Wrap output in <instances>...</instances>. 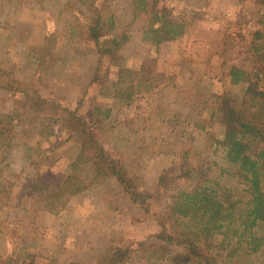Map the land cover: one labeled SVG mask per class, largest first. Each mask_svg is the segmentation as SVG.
<instances>
[{"label":"rangeland","instance_id":"1","mask_svg":"<svg viewBox=\"0 0 264 264\" xmlns=\"http://www.w3.org/2000/svg\"><path fill=\"white\" fill-rule=\"evenodd\" d=\"M175 1L167 6L164 0H0V118L8 114L14 125L6 189L0 192V264H98L109 244H163L155 236L175 229L168 216L170 195L188 184L177 178L183 152L220 185L242 194L216 141L223 137L222 107L242 105L247 85L231 83V67L250 72L263 93L264 68L251 40L264 31V0ZM155 13L184 29L206 15L231 28L210 40L214 60L210 64L206 57L208 71L174 72L175 63L166 67L158 59L160 46L144 38L158 25L150 23ZM94 20L100 41L127 37L113 56H101L87 38L83 26ZM142 55L154 88L145 94L135 88L128 104L115 96L126 87L116 83L117 72L137 66ZM131 70L135 81L140 70ZM174 81L180 85L177 95L168 87ZM64 108L85 120L104 154L95 146L83 148L76 133L58 129L54 119L66 114ZM110 160L130 177L134 196L107 174ZM221 168L226 172L220 174ZM69 175L77 191L56 199ZM170 247L172 254L159 264L187 253ZM217 250V264H264V247L232 257L229 246ZM186 264L199 263L191 257Z\"/></svg>","mask_w":264,"mask_h":264},{"label":"trees","instance_id":"2","mask_svg":"<svg viewBox=\"0 0 264 264\" xmlns=\"http://www.w3.org/2000/svg\"><path fill=\"white\" fill-rule=\"evenodd\" d=\"M110 18V16L108 17ZM112 18V17H111ZM89 22L84 25L87 38L94 41L101 56L110 55L127 41V37L115 34L109 39L100 41L96 24ZM151 25L144 38L155 45L175 39L183 33V26L173 22L164 15L155 13L150 20ZM112 23L110 22V25ZM251 48L257 61L264 68V31H257L251 40ZM111 56V57H112ZM139 68L140 73L135 81L129 68L119 67L118 84L126 86L117 91L115 96H123L131 102L135 88L143 94L151 91L153 81L151 72ZM239 67L232 66L229 75L233 84L246 83L242 105L222 107L224 131L222 139L216 143L223 149L224 159L233 167L232 177L238 182L242 194L237 195L235 188L220 185L217 177L208 176L207 169L194 165L183 152L179 179L188 182L170 195L168 205L169 219L174 223V230L163 228L155 237L163 244L140 242L137 247H122L109 244L98 257V264H159L171 254V245L187 250L186 254H174L170 264H186L191 257L199 264H217L222 255L220 250L229 246L227 256L232 257L238 252L248 255L262 250L264 247V95L256 88L252 76ZM137 96V95H136ZM138 97V96H137ZM246 102L249 105H246ZM65 110V115L56 119L59 130H67L77 134L83 148L94 146L104 154L103 148L95 141L90 127L84 119L74 111ZM10 115L0 118V192L5 187V171L8 166L6 155L12 148L14 125ZM54 122V123H55ZM53 127V125H52ZM53 132V131H52ZM52 132L50 134H52ZM44 133V130L39 132ZM102 156V155H101ZM107 174L113 176L122 186L125 193L134 196L135 187L130 177H126L121 169L109 161ZM226 172L220 169V174ZM38 183V182H37ZM76 192L77 187L71 177L67 176L59 186L55 197L60 198L68 192Z\"/></svg>","mask_w":264,"mask_h":264},{"label":"crops","instance_id":"3","mask_svg":"<svg viewBox=\"0 0 264 264\" xmlns=\"http://www.w3.org/2000/svg\"><path fill=\"white\" fill-rule=\"evenodd\" d=\"M207 17L209 16L206 15L205 19H199L198 22L196 21L197 23L193 26H187L185 29L183 27V33L175 39L159 44L160 53H158L159 55H157V57L161 61H166V67L171 66L172 63H175L176 68L173 69L174 72L183 70L187 71L189 69L195 71L198 69L200 70L201 68H203L202 72H204V70L208 71L207 66H209V63L205 64V60L207 59L206 57L210 59V64L214 60V58H212L213 54L211 53L210 40L220 35L222 30H224L225 33L226 29L219 26L220 18L217 20L214 19V16H211L209 17L210 19H206ZM224 33L222 31V34ZM143 56L144 55L141 56V60L137 66L130 67L126 65V68L138 70V68L141 66L140 63H142ZM195 66L198 68H195ZM159 87H161L160 83ZM168 87L175 89L173 92L175 95L179 94L180 85L176 81H174ZM132 102L133 101L127 103L129 104ZM129 107H132L134 111L136 109L133 104H130ZM139 115H141V112H139ZM130 119L131 118H129V120Z\"/></svg>","mask_w":264,"mask_h":264},{"label":"built area","instance_id":"4","mask_svg":"<svg viewBox=\"0 0 264 264\" xmlns=\"http://www.w3.org/2000/svg\"><path fill=\"white\" fill-rule=\"evenodd\" d=\"M165 1V3H166V5L167 6H172V5H174L175 3H176V1L175 0H164ZM221 20V19H220ZM230 24L231 23H229V24H227V25H229V27H231L230 26ZM225 24H223V26H224ZM223 28H225L226 29V31H231V28H228V26H224ZM237 30H239V29H237ZM259 89L264 93V75H262L261 77H260V82H259Z\"/></svg>","mask_w":264,"mask_h":264}]
</instances>
